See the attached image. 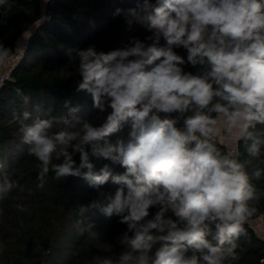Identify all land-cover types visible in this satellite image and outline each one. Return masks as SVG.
Segmentation results:
<instances>
[{"label": "clouds", "instance_id": "obj_1", "mask_svg": "<svg viewBox=\"0 0 264 264\" xmlns=\"http://www.w3.org/2000/svg\"><path fill=\"white\" fill-rule=\"evenodd\" d=\"M11 8L0 0V24ZM113 16L149 34L107 52L95 44L66 51L78 60L76 91L106 113L100 125L54 130L79 111L67 100V115L13 114L39 162L36 187L49 172L81 178L96 196L79 215L99 210L126 226L125 250L92 264H237L238 241L250 242L245 225L264 198V0H136ZM10 51L0 44V66ZM240 142L249 159H240ZM4 167L0 201L17 188L32 195Z\"/></svg>", "mask_w": 264, "mask_h": 264}, {"label": "trees", "instance_id": "obj_2", "mask_svg": "<svg viewBox=\"0 0 264 264\" xmlns=\"http://www.w3.org/2000/svg\"><path fill=\"white\" fill-rule=\"evenodd\" d=\"M10 3L7 22L0 24V44L15 48L23 33L27 37L20 49L21 59L0 85V163L12 179L25 189L30 188L32 195L17 188L8 199L0 201L3 209L0 264H92L96 256L118 255L125 250L120 241L126 226L118 223L117 217H105L99 210L79 215L78 207L96 196L95 190L81 178L56 180L49 172L45 187L37 188L39 162L27 155L28 145L21 142L19 125L12 122V117L23 111L41 118L67 115L68 109L64 107L67 100L79 111L69 117V124L57 125L54 130H75L83 121L100 125L106 113L93 109L89 94L76 91L80 79L75 71L78 60L69 58L66 51L95 44L98 50L107 52L123 47L130 37L143 39L149 33L140 25L129 30L122 17L113 16L116 8L135 7L136 0H10ZM178 51L186 56L183 50ZM239 152L242 161L249 159L243 142L239 144ZM100 166L97 163V171ZM115 171L123 169L117 167ZM248 171L251 172V167ZM104 187L114 194L118 186L109 183ZM17 203L24 204L27 211H18L14 207ZM258 209L252 221L261 218L264 223V198ZM252 221L245 225L250 242L244 238L238 241L244 251L237 264H259L264 259V237ZM88 223L94 225L92 231L81 233Z\"/></svg>", "mask_w": 264, "mask_h": 264}, {"label": "built area", "instance_id": "obj_3", "mask_svg": "<svg viewBox=\"0 0 264 264\" xmlns=\"http://www.w3.org/2000/svg\"><path fill=\"white\" fill-rule=\"evenodd\" d=\"M8 48L11 50L9 58L5 65L0 66V85L11 76L14 67L22 57V50H20L17 46L15 48ZM229 144L230 148L235 149V138H233Z\"/></svg>", "mask_w": 264, "mask_h": 264}, {"label": "rangeland", "instance_id": "obj_4", "mask_svg": "<svg viewBox=\"0 0 264 264\" xmlns=\"http://www.w3.org/2000/svg\"><path fill=\"white\" fill-rule=\"evenodd\" d=\"M32 27H33V26L30 27L29 31L32 30ZM26 37H27V33H26V32L23 33V34L19 37V40H18V42H17V47H18L19 49H22V47H23V45H24V43H25V39H26ZM252 222H254V221H252ZM255 223H256V224H255V228L258 230L259 234H260V235H264V227H262V225H260V223H258V222H256V221H255Z\"/></svg>", "mask_w": 264, "mask_h": 264}, {"label": "crops", "instance_id": "obj_5", "mask_svg": "<svg viewBox=\"0 0 264 264\" xmlns=\"http://www.w3.org/2000/svg\"><path fill=\"white\" fill-rule=\"evenodd\" d=\"M255 221L258 222V223H260V225H262V227H264V223H262L261 218H257V219H255L254 222H253L254 225L256 224ZM256 230H257V229H256ZM257 232H258V230H257ZM258 233H259V232H258ZM259 235H260V234H259ZM261 236L264 237V235H261Z\"/></svg>", "mask_w": 264, "mask_h": 264}]
</instances>
